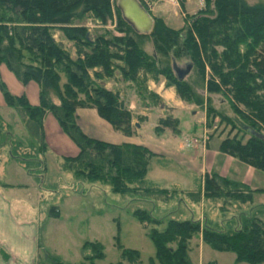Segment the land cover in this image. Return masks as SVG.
Listing matches in <instances>:
<instances>
[{"label": "trees", "instance_id": "trees-1", "mask_svg": "<svg viewBox=\"0 0 264 264\" xmlns=\"http://www.w3.org/2000/svg\"><path fill=\"white\" fill-rule=\"evenodd\" d=\"M111 1L0 0V64L23 86L34 83L38 100L37 105H30L24 95L10 96L1 85L5 104L17 112L31 138L27 144H21L7 133L11 158L37 184L42 183L45 172L41 157L45 150L43 119L50 115L77 149L75 156L61 157L59 164L61 172L69 175L74 184L86 182L120 196L142 194L150 203L156 196L165 201L170 199L171 191L146 180L150 162L160 156L142 145H117L87 136L76 122V110L94 109L113 132L122 136L132 134L130 112L122 107L115 94L94 81L111 76V68L118 69L122 77L130 81L135 80L139 72L163 76L182 103L200 106L202 101L195 90L185 79L178 81L172 71V63L176 65L186 60L195 68L208 96L227 97L232 113L249 135L243 144L234 138L222 140L218 151L256 171H264V135L260 133L264 132V4L203 0L205 7L189 18L185 28L175 30L152 17L147 35L135 34L118 17L116 35L106 31L90 39L87 31L75 23L88 14L101 23L106 22ZM176 1L182 6L185 0ZM114 10L117 14L115 6ZM51 28L58 29L66 41L73 43V59L60 43L54 42L48 32ZM141 39L149 41L148 52L140 46ZM239 46L244 49L239 50ZM216 47H220V52ZM205 67L210 72L206 80ZM205 107L207 123L217 118L219 123L234 128V121L216 112L209 99ZM170 121L159 120L154 131L173 130L177 120H173L174 124ZM0 126L9 129L1 118ZM259 192L263 191L251 190L214 175L205 177L204 199H220L218 209L222 214L226 211L224 207L237 208L236 216L226 219L232 228L221 230L206 223L201 227L194 219L169 220L162 230L151 229L149 238L156 259L160 264H188V241L200 235L202 244L217 252L233 253L237 262L264 264V225L238 209L251 204L253 195ZM187 195L197 202L199 191ZM133 215L140 223L157 226L162 221L143 210H136ZM83 249H90L92 256L83 257L80 264H93L92 260L102 255L96 243H84ZM121 255L129 263L138 261L135 251L125 250ZM54 264L60 263L55 261Z\"/></svg>", "mask_w": 264, "mask_h": 264}, {"label": "rangeland", "instance_id": "rangeland-1", "mask_svg": "<svg viewBox=\"0 0 264 264\" xmlns=\"http://www.w3.org/2000/svg\"><path fill=\"white\" fill-rule=\"evenodd\" d=\"M138 1L151 17L161 20L166 27L175 30L185 28L189 18L196 16L198 11L205 7L203 0H185L182 6L176 0ZM244 1L249 5L264 4V0ZM114 6L115 0H112L109 8L110 15L104 23H101L92 14H88L81 22L75 24L83 27L90 39L96 35H102L106 31L116 35L114 31L118 26L117 19L120 18V14L119 12L115 13ZM48 32L54 42L60 43L73 59L75 57L73 43L66 41L56 28H51ZM139 44L147 52L150 50L147 39L139 40ZM243 49V46H239V50L242 51ZM216 50L220 52V47H216ZM182 61L177 63L176 66L184 69L186 65H190L186 60H184L185 62ZM204 71L206 80V76L210 72L207 67L204 68ZM184 79L195 90L194 93L199 96L202 105L185 104L179 100L181 102L180 108L183 107V110L172 109L170 102H168L169 98L165 96L161 98L154 94L159 86L165 90L172 88L175 94L174 88L166 78L139 72L135 80L130 81L123 78L118 69L111 68V76L102 77L101 81H94L104 85L106 90L115 94L117 101L125 109H128L130 104L133 105V111H128L130 112L131 121L135 120L139 125V128L136 129L137 135H134L133 132L135 131L132 125L130 136H122L111 129L106 134L105 131L91 124L87 117H81L83 120L81 125L84 130L89 134L100 136L101 139L86 135L97 140L104 139V142L117 145L127 142L126 140H134L135 142L142 140L146 145L158 146L163 151H175L178 146L182 147V145L186 148L196 147L194 141L187 140L186 136L189 135L198 137L199 139L196 138L197 142L204 137L211 138L213 145L218 144L217 150L220 142L224 139L234 138L241 144L246 142L249 135L246 129L240 126L237 115L232 113L227 97L219 94L208 96L203 89V82L196 74L195 68H191ZM1 85L10 96L18 97L23 95L24 88L27 89L28 94H31L35 84L31 82L23 86L3 64H0V118L9 127L7 129L5 126H0V157H3L2 162H0V184L14 185L13 195H20L26 192L24 186L32 183L36 185L37 183L32 180V177L26 176V172L19 168L15 160L8 158L9 136H7V133L11 134L13 139L21 144H27L31 138L23 128L17 112L5 104ZM207 99H209L210 105L216 112L224 114L234 121V128L225 123H219L217 118L207 123L205 107ZM238 109L243 111V108L239 105ZM149 115L150 117H148ZM164 119L171 120L172 124H174L173 120L176 119L177 126L174 124L173 130L166 128L156 133L154 127L157 126L159 120ZM200 119H202L201 122H199ZM44 121L43 144L45 150L41 156L45 166L41 191L44 199L39 205L43 216L38 223V240L47 254L45 263L54 264L57 261L60 264H80L83 262V257L92 256L90 249H83V244L96 243L99 245L102 255L100 258L93 259V264H160L156 259L154 246L149 238L151 229L155 228L160 231L169 220L186 221L190 220L192 216H194V219L199 218V202L193 201L195 199L187 195L188 192L199 190L197 181H195L196 184L194 182L193 191H183L176 185L169 186V181L172 178H177V181L180 182L184 175L174 172L173 169H168V166H166L167 161L164 158H153L147 171L146 180L154 183L158 188L171 191L169 192L171 193L170 199L166 201L156 196L153 197L154 201L150 203L147 201L149 199L143 197L142 194L138 196H120L111 193L107 188H97L86 182L74 184L69 175L61 172L59 164L62 156L74 154L76 148L66 136L62 134L58 136L56 125L52 119L45 118ZM260 133L264 135L263 131ZM28 192L32 194L33 190L29 189ZM200 192L202 195V191ZM132 197L136 198L132 199ZM201 200L204 201L203 206H205L206 216L212 214V208L217 209L219 215V218L217 215V222L206 223L207 226L211 228L216 226L221 230L232 228L228 225L229 222H226V219L230 220L231 216H236L234 210H237V208H233L235 206L231 208L233 212L230 208L224 207L227 212L222 214L218 212V207L220 208L221 205L220 199L212 201L206 200L202 196ZM251 203L253 204L251 218L264 225V195L255 198L253 195ZM238 209L239 212H242L243 207ZM136 210L146 211L154 218H162V221L157 226L145 222L140 223L133 215ZM204 224H200V226L203 227ZM198 236L200 237V235H196L188 241L186 249L188 264H197L200 258L203 264H212L213 261L217 262L224 255L230 260L221 261L220 264L237 263L233 253L217 252L205 244H202V251H199L197 247ZM170 247H173V245ZM125 250L135 251L138 255V261L129 263L123 259L121 254Z\"/></svg>", "mask_w": 264, "mask_h": 264}, {"label": "crops", "instance_id": "crops-1", "mask_svg": "<svg viewBox=\"0 0 264 264\" xmlns=\"http://www.w3.org/2000/svg\"><path fill=\"white\" fill-rule=\"evenodd\" d=\"M33 88L34 89H32L31 94H28L27 89L24 88L23 95L25 96V98L27 99L30 105L35 106L38 103L37 88L35 85ZM154 94L158 95L161 98H164V96L169 98L168 102H170L171 104L170 107L172 109L183 110V107L180 108L181 102L179 101V99L175 97L172 88L165 90V89H161V87L159 86L156 89V91H154ZM127 110L133 111V105L130 104ZM81 117L83 118L87 117V120L91 122V124H93L96 128L99 127L100 129L105 131L106 134H108L110 127L97 116L94 109L81 108L80 110H76V122L84 134L101 139L100 136L89 134V132L84 130L83 126L81 125L82 123L81 121H83ZM148 117H150V115ZM45 118H49L50 120L51 119L53 120L57 128V134L58 136H60L62 132L58 128L54 119L50 115H46ZM45 118L43 119V137L45 132L44 131ZM201 121L202 119L199 120V122ZM131 125L135 131L133 133L136 136L137 135L136 129L139 128V125L136 123L135 120L131 121ZM186 138H188L187 140L190 142L194 141L196 143L195 144L196 147L194 146L195 148L194 147L186 148L184 147V145H182V147L178 146V149H176L175 151H163L158 146L146 145L142 140L137 142H135L134 140H126L127 142L125 143L138 144L146 147L154 154L159 155L162 159L164 158L167 161L166 166H168V169H173L174 172L184 175L182 177V181L180 182L177 181V178H172V180L169 181V186L176 185L179 186L183 191H191V190L193 191L194 182L197 181V183L199 184V185L197 184V187L199 186V190H197L199 191V197H198L199 218L194 219V216H192L191 219L198 220L200 224L203 223L211 224V222L213 223L217 222L216 221L218 215L217 209L212 208L211 209L212 214L206 216L205 206H203L204 201L201 200L202 195L200 191H202V182L205 176L210 177L211 175H214L218 178L228 179L230 181L240 183L251 190L263 191L254 194V198L256 196L264 195V171H256L249 166L243 165L242 163L238 162L231 156L221 154L217 150L218 144L213 145L210 140L211 138L209 137H204L198 142L196 141V138L197 139L199 138L194 135L186 136ZM102 140L104 141V139ZM76 154H77V149L74 154L68 156H62V157H73ZM8 158L14 160L10 156L9 149H8ZM2 159L3 157H0V162H2ZM19 168L22 169L20 166ZM25 174L27 177L31 178L30 175H28L27 173ZM32 180L35 181L33 178ZM41 184L35 185L32 183L31 185L24 186L26 192L21 193L20 195H16V194L13 195L14 185L0 184V264H46L45 257L47 254L45 249H43L42 246L39 244V240H38V236H39L38 223L40 218H42L43 216L39 208V205L40 202L43 201L44 199L41 194L42 191ZM29 189L33 190L32 194L28 192ZM253 203H254V199H253ZM252 205H253L252 203L244 204L242 206L243 207L242 213H245L251 217V211L253 209ZM220 211L221 209H218V212ZM231 211L233 212L232 209ZM225 212H227V210ZM230 227H232V225H230ZM197 238H198L197 247L199 251H202L201 249L202 242L199 236ZM229 260L230 259H227V256L224 255V257H220L217 262L213 261L212 264H220L221 261L226 262ZM197 264H203L201 258L197 262ZM233 264L235 263L233 262ZM236 264H247V263L237 262Z\"/></svg>", "mask_w": 264, "mask_h": 264}, {"label": "water", "instance_id": "water-1", "mask_svg": "<svg viewBox=\"0 0 264 264\" xmlns=\"http://www.w3.org/2000/svg\"><path fill=\"white\" fill-rule=\"evenodd\" d=\"M115 8L120 14L121 20L138 35H147L152 27V17L138 0H115ZM172 71L178 81L184 80L191 70L190 65L181 69L172 63ZM132 108V107H131ZM253 136L261 138V135L250 132Z\"/></svg>", "mask_w": 264, "mask_h": 264}, {"label": "built area", "instance_id": "built-area-1", "mask_svg": "<svg viewBox=\"0 0 264 264\" xmlns=\"http://www.w3.org/2000/svg\"><path fill=\"white\" fill-rule=\"evenodd\" d=\"M143 1V0H142Z\"/></svg>", "mask_w": 264, "mask_h": 264}]
</instances>
